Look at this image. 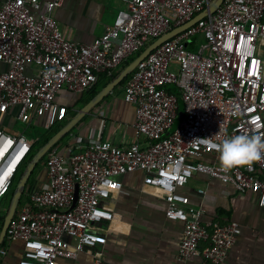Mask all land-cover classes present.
<instances>
[{
	"label": "built area",
	"instance_id": "2783aa9c",
	"mask_svg": "<svg viewBox=\"0 0 264 264\" xmlns=\"http://www.w3.org/2000/svg\"><path fill=\"white\" fill-rule=\"evenodd\" d=\"M64 1L1 5L0 65L7 69L0 70V124L16 109L20 123L50 130L67 117L68 108L57 103L61 91L91 89L99 74L117 69L215 0H120L124 7L91 44L71 40L60 28L54 12ZM198 36L205 42L198 43ZM124 99L136 112L130 145L98 137L76 153L57 147L47 153V186L30 189L7 228L8 239L23 243L17 264H57L82 254L103 264L100 246L106 237L99 226L114 218L103 202L122 188L121 176L134 171H143L144 185L167 203L166 217L184 224L183 260L201 256L225 264L241 232L234 221L203 222L204 208L190 205L181 191L196 174L256 193L264 207V159L225 173L213 147L241 132L264 135V0H224L166 39L132 72ZM20 144L26 147L23 157L6 166ZM31 146L26 132L12 135L0 128V154L6 149L0 156V211ZM206 155L218 161L206 162ZM6 254L1 246L0 257Z\"/></svg>",
	"mask_w": 264,
	"mask_h": 264
},
{
	"label": "crops",
	"instance_id": "0c3cea01",
	"mask_svg": "<svg viewBox=\"0 0 264 264\" xmlns=\"http://www.w3.org/2000/svg\"><path fill=\"white\" fill-rule=\"evenodd\" d=\"M5 1L0 0V7ZM123 7L120 0H65L54 16L68 38L91 44L107 25L113 23ZM35 68L37 66L32 69ZM5 69L6 65H0V70ZM102 76L99 74L98 81L105 80ZM121 87L106 96L71 129L72 132L77 129L76 134L70 133L71 137H66H70L68 142L58 144L59 151L64 154L79 152L98 137L120 146H128L135 140V107L125 101L126 86ZM83 94L63 90L57 96V103L77 112L85 105L81 102L85 97ZM15 113L16 109H13L0 124V128L12 135L22 132L16 128L19 121ZM72 117L67 113L66 123ZM202 159L218 161L212 155ZM143 178V171L121 176L122 188L103 202L114 212L112 220L99 226V231L106 237V243L100 246L103 264H211L201 256L186 260L179 257L184 224L166 217L167 203L144 185ZM47 181L44 171L35 185L47 186ZM181 191L189 197L190 205L204 208L203 222L226 224L234 221L239 224L241 232L235 246L229 250L225 264H264V207L260 206L256 193L238 192L232 185L205 174H196ZM4 241L7 254L0 257L1 264H17L23 243L8 238ZM57 264H93V258L82 254L76 260L60 259Z\"/></svg>",
	"mask_w": 264,
	"mask_h": 264
},
{
	"label": "water",
	"instance_id": "95a60500",
	"mask_svg": "<svg viewBox=\"0 0 264 264\" xmlns=\"http://www.w3.org/2000/svg\"><path fill=\"white\" fill-rule=\"evenodd\" d=\"M224 0H215L209 7H207L200 14L195 16L190 21L185 24L171 30L167 34L159 37L152 43H150L140 54H138L132 61H130L118 74L106 85L104 86L92 99H90L81 109L77 110L76 114L60 129L58 130L46 143H44L33 155L32 159L26 165L11 198L10 204L7 208L6 215L4 217L2 229L0 232V247L3 240L6 238L7 228L13 216L15 215L17 208L20 204L21 198L26 191L27 182L30 179L36 166L40 163L42 158L52 149L61 138H63L71 129H73L84 116L90 114L92 110L100 104L106 96L113 92L115 87H117L125 78H127L135 70L137 65L155 48H157L166 39L176 35L177 33L183 31L187 27L193 25L197 20L206 16L208 13L213 12L217 7H219ZM181 109L183 107L182 101H180ZM77 196V194H76Z\"/></svg>",
	"mask_w": 264,
	"mask_h": 264
},
{
	"label": "trees",
	"instance_id": "16d2710c",
	"mask_svg": "<svg viewBox=\"0 0 264 264\" xmlns=\"http://www.w3.org/2000/svg\"><path fill=\"white\" fill-rule=\"evenodd\" d=\"M139 54V53H138ZM138 54L136 55H133L131 56L129 59H127L123 64H121L117 69L115 70H112L110 73L109 72H104V73H101V75H103L102 77L105 78V80L103 81H98L91 89L87 90V94L85 97H83L81 99V102H82V105L86 104L90 99H92L104 86H106L117 74L120 70H122L124 68V66H126L130 61H132L134 59V57H136ZM132 74H130L127 78H125L113 91L117 90L119 87L121 86H126L128 80L130 79ZM169 90L175 92L176 94L179 95L178 91L175 89H170L168 88ZM84 92V93H86ZM109 96V95H108ZM76 112H73V111H70V109H68V114H70V117H72L73 115H75ZM183 114V111L181 109L180 111V117L182 116ZM66 124V120L64 121H61V122H57L50 130H44L43 133L39 136L38 139H33L31 138V142H32V146H31V152L30 154L28 155L27 159L25 160V162L23 163L22 167L20 168L16 178L13 180L12 182V185L9 189V191L7 192V194L5 195L4 199H3V202H2V209L0 211V223L1 225H3V221H4V217L6 215V211H7V208H6V204H5V201L8 200V202H10L11 198H12V195H13V192H14V189L26 167V165L28 164V162L32 159L33 155L36 153V151L44 144L46 143L58 130H60L64 125ZM72 132V130L66 134L56 145L55 147L60 144L62 141H64V139L66 137H68L70 135V133ZM46 156L45 155L42 160L40 161V163L36 166V169L41 165V162L44 160H46ZM44 170V165L42 166V168H40V171L38 173H36V175H34L33 177V174L34 172L32 173V176L30 177V179L28 180L27 182V187H26V191L24 192L22 198H21V201H20V205H22V203L24 202L25 198L27 197V194L28 192L30 191V189L32 187H34L37 179H38V176L39 174H41ZM7 197V199H6ZM7 238H5L6 240ZM6 244H5V241L3 242V245L2 247H4Z\"/></svg>",
	"mask_w": 264,
	"mask_h": 264
},
{
	"label": "clouds",
	"instance_id": "9594fccd",
	"mask_svg": "<svg viewBox=\"0 0 264 264\" xmlns=\"http://www.w3.org/2000/svg\"><path fill=\"white\" fill-rule=\"evenodd\" d=\"M238 114V109L233 115ZM213 147L219 153L220 168L227 173L235 168L251 166L264 159V135L241 132L223 139Z\"/></svg>",
	"mask_w": 264,
	"mask_h": 264
},
{
	"label": "rangeland",
	"instance_id": "374dc122",
	"mask_svg": "<svg viewBox=\"0 0 264 264\" xmlns=\"http://www.w3.org/2000/svg\"><path fill=\"white\" fill-rule=\"evenodd\" d=\"M195 40H196L198 43H204V42H205V38H204V37H200V36L196 37ZM190 48L193 49V50H196V47H190ZM173 68H174L175 70L177 69L175 65H173ZM123 87H124V86H123ZM121 88H122V87H121ZM168 88H170V89H175L176 87H175L174 85H168ZM118 89H119V88H118ZM118 89H117V90H118ZM86 94H87V92L84 93L83 95L86 96ZM182 109H183V107H182ZM16 128H17L18 130L22 131V132H26V134L29 135V137H30V138H33L34 140H35V139H38L39 136H40V135L43 133V131L45 130L42 126H37V125H35V124L26 125V124H22V123H20V122H17V126H16ZM76 131H77V129L74 130L73 132H71V135H75V134H76ZM71 135H70V137H71ZM70 137H69V138H66V139H65L63 142H61V143L64 144V143L68 142L69 139H70ZM43 165H44V160L41 162V165H40L37 169L35 168V170L33 171V172H34L33 177H34V175H36V173H38V172L40 171V168H42ZM44 171H45V170H43V171H41V172L43 173ZM31 176H32V175H31ZM6 199H7V197H6ZM10 201H11V200H10ZM5 204H6V208H7V207L9 206L10 202H8V200H6V201H5Z\"/></svg>",
	"mask_w": 264,
	"mask_h": 264
},
{
	"label": "bare ground",
	"instance_id": "6f19581e",
	"mask_svg": "<svg viewBox=\"0 0 264 264\" xmlns=\"http://www.w3.org/2000/svg\"><path fill=\"white\" fill-rule=\"evenodd\" d=\"M26 147L23 146L22 144H20L19 146H17L15 148V150L10 154V156L8 157L7 161H6V166L8 167H14L20 160L21 157H23V154L25 152ZM6 149H4L0 156H3V154L5 153Z\"/></svg>",
	"mask_w": 264,
	"mask_h": 264
}]
</instances>
